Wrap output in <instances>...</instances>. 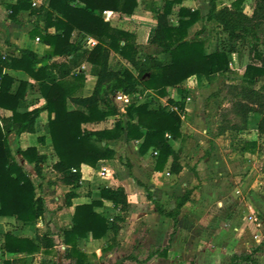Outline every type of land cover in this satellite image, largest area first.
<instances>
[{
    "label": "trees",
    "instance_id": "1",
    "mask_svg": "<svg viewBox=\"0 0 264 264\" xmlns=\"http://www.w3.org/2000/svg\"><path fill=\"white\" fill-rule=\"evenodd\" d=\"M15 1L10 8V17L16 20L21 11L36 15L38 19L32 36L40 38L51 48V52L41 59L27 49H19L18 57L0 56V108L12 112L10 117L0 116V217H12L24 226H34L44 218L45 198L38 194V187L26 165H34L36 175L45 179L43 166L48 163V156L40 154L35 147L22 149L18 143L24 133H35L37 119L43 111H47L49 134L58 158L52 169L59 174L61 183L72 189L66 194V206L73 208L72 225L63 230L66 245L64 259L72 264H90L88 254L79 247L80 240L89 234L94 239H101L108 232L117 236L120 224L125 221L121 215H116L111 221L96 213L94 206L98 203L73 206V199L77 196L74 191L82 184L83 164L96 167L102 161L117 159L114 145L125 140L139 142L142 154L150 149L158 151L155 158L157 171L163 170L169 157H173L171 172L179 173L181 170L178 164L180 154L170 146L169 138L178 140L183 137L181 113L185 111V102L168 100L178 111L166 106L155 108L150 102L134 103L127 105L122 115L115 102L118 93L135 95L141 90H150L158 97H165L169 88L179 87L193 76H203L208 83L220 77L227 79L231 74L230 54L239 46H246L250 62L240 82L229 89L232 94L231 108L223 116L219 133L247 130L250 115L257 113L260 115L257 130L260 135L264 134V0H255L252 16L243 12L246 0H236L230 7L222 9H218L219 0H210V11L205 21L215 24L217 34L227 38L211 52H207L206 41L200 37L205 27L193 37L189 34V29L202 19L199 12L181 7L179 24L170 23L173 8L187 0H165L164 4L153 0H50L48 6L36 8L33 0ZM140 5L152 11L157 22L146 51L138 45L134 33L113 27L103 17L106 11L130 17ZM41 22L44 26L40 25ZM53 28L56 33L50 34L49 29ZM89 37L98 41L90 50L86 49ZM112 53L132 66L133 71L129 68L114 70L110 66ZM160 54L169 55L170 61L159 60ZM85 62L92 64L97 77L93 94L86 98L77 96L85 82L84 74L68 80L73 70ZM5 70L22 71L34 79L46 101L45 106L19 112L28 82H22L18 92L12 94L14 78ZM48 73L56 75V78L51 79ZM70 102L85 110H70ZM115 115H122V118L112 129L89 131L82 127ZM231 116L234 118L230 119ZM11 136L16 143L15 151ZM39 141L44 140L39 138ZM73 169L77 172L74 173ZM101 195L111 201L117 211L123 214L129 211L130 204L124 188H103ZM188 198L189 193L174 211L166 213L161 208L159 211L174 218L177 224V216ZM1 240L4 241V264H34L36 255L51 256L57 249L49 234H36L32 239L7 232L0 235ZM262 247L264 240L250 253L233 255L231 264H258L256 254ZM166 251L161 255L165 256Z\"/></svg>",
    "mask_w": 264,
    "mask_h": 264
},
{
    "label": "crops",
    "instance_id": "2",
    "mask_svg": "<svg viewBox=\"0 0 264 264\" xmlns=\"http://www.w3.org/2000/svg\"><path fill=\"white\" fill-rule=\"evenodd\" d=\"M33 1L37 2V6H34L35 8L48 6L50 2V0ZM235 1L236 0H219L217 3L218 9L230 7ZM248 1L250 0H246L244 3L245 8L243 7V12L248 16H252L255 0H253V5H251L253 8H247L246 3L249 4ZM156 2L164 4L165 0H157ZM15 3V0H0V56L4 58L18 57L19 49H27L36 53L38 58L41 59L51 52V48L43 44L41 40L39 42L36 41L37 38L32 36L38 18L36 15H31L30 11H21L17 15L16 20H14L10 17L12 13L10 8ZM181 7L199 12L202 18L189 29L190 36H195L198 32L203 30L204 27L205 30L209 27L212 28L209 32L206 31V34L203 33L200 35V37L206 41L207 52H211L207 48L209 41H211V31L217 32L218 29L215 24H208L205 21L210 11V0H187L184 1L182 5H177L173 8V12L169 17L172 25L177 26L179 24L178 14ZM106 12L112 13L109 21L105 19V15L103 16L106 22L110 23L115 28L134 33L137 37V43L141 47L150 46L157 26L156 18L152 11L140 5V7L136 9L134 15L130 17H123L120 13L113 11ZM40 25L44 26L42 22ZM49 33L55 34L56 31L54 28L49 29ZM75 36L76 33H74V37ZM219 43L217 42L215 47ZM242 48L239 46V49L233 51L229 56L231 74L227 79L220 77L213 83H208L203 76H193L184 81L179 87L169 88L167 90L168 94L165 97H158L150 90H141L138 92L141 95V100L136 105L147 103L146 98H149V96H154V98H156L157 102H159L158 107L166 106L171 109L172 105L168 102L170 98L175 102H185V111L181 113V132L183 133L184 140L183 138L178 140L169 138L170 146L180 154L178 164L181 170L179 173L171 172L173 157H169L162 171H157V160L155 159L156 156L153 154V149L142 154L139 149V142H126L125 140L119 141L114 145L118 154L117 159L102 161L96 167H90L85 164L81 166L82 184L81 187L74 191L77 196L73 199V206L98 203L94 206V211L96 213L111 221L116 215H121L125 218V221L120 224L121 229L117 236L108 232L105 237L94 239L92 235L89 234L85 239L80 240L79 247L88 254L90 264H231V257L233 255L250 253L261 245L264 240V220L256 223L253 218L254 212H250L243 206L241 197L243 188L245 189V184L235 182L236 187L232 192H230V189H228L226 185L220 186L219 184H212V182H204L201 187L197 188V184L189 183L191 178H188V173H191L188 172L187 166L185 165L186 152L190 149L192 143L196 142L194 138L195 130H193V128L202 125L199 119H196L197 115H201V119L203 120L200 121H203L205 127L203 132L205 135H200L201 141H211L209 138L210 129L214 125L213 122H210L212 118L206 115L210 113L212 107L210 106L208 109H205V106L202 105V109L197 111L194 105V93L199 92L200 89L205 87H211L212 89L216 86L215 84L218 83V81L227 85L219 86V91L229 93V89L232 86L231 82H235L234 84L240 82V78L250 62L249 50L246 54L247 56L244 57L242 52L245 51ZM158 59L163 62L170 61V57L167 54L158 55ZM110 66L117 71H122L126 68L133 71L132 66L125 63L115 53L111 54ZM5 73L14 78V84L11 89L12 94L18 92L22 82H28L24 103L18 109L19 112H26L45 106L46 101L41 95L39 84L34 79L30 78L22 71L5 70ZM79 74H84L85 82L82 89L78 91L77 96L85 98L90 97L97 83V77L93 73L92 64L89 62L83 63L73 70L68 80H72V76ZM48 76L51 79L56 78V75H51L50 73H48ZM237 79V82L234 81ZM229 85L230 87L228 89L227 87ZM182 91L186 93L185 100ZM215 96L218 95L215 94ZM228 103L229 101L225 103L226 105H223L224 110L222 119H220V123L217 124L219 126L213 139L215 151H223L231 143L230 139L228 140L225 138L228 136V132L231 131H227L224 134L219 133V127L224 120L223 116L231 108V104L229 106ZM118 107L121 114L124 115L125 112H122L119 105ZM69 109L77 111L85 110L83 107L71 102L69 103ZM122 115L110 116L100 123H86L82 127L89 131L112 129L122 118ZM0 116L7 118L12 116V112L0 108ZM258 116L260 115L258 114ZM233 118V116L230 117V119ZM35 128V133H24L20 137L19 141L23 139L30 140L29 145L21 146L20 148L27 149L35 147L40 154L47 155L48 163L43 166L44 174L46 171H50L51 174L53 173L59 178V174L52 169L53 164L58 161V158L54 152L49 134V114L47 111L41 113L40 117L37 119ZM247 130L237 134H240L242 137V134L246 133V137L243 138L244 142L257 144L260 138L257 127L250 130L253 136L248 134L249 130ZM39 138H43L44 141L40 142ZM250 153L253 152L246 151L247 155H250ZM251 156H253V154H251ZM128 160L133 164L132 170L134 174L131 172L127 173L126 169H122L121 163H127ZM27 167H33L32 170H27L31 173V179L38 187L37 190H39L41 185H37L33 177L37 179L41 178L36 175L34 165H26V168ZM104 168L108 173L102 176L100 172ZM230 168L228 167L227 170H230ZM51 185H53L55 191V185ZM62 186L65 192L63 198H46L43 195L45 198L46 213L44 218L34 225L38 229L35 228L34 235H21L20 237L34 239L36 234H49L53 237L57 244V249L60 251L61 263L72 264L69 260L64 259L66 245L63 235V230L70 228L72 225L73 208H68L66 206V194L71 192L72 189L63 184ZM118 187L124 188L128 196L130 209L125 214L117 211L113 203L102 198L101 195V190L103 188ZM255 188L256 184L252 185L249 189L253 190ZM194 189H196V191L193 193L192 190ZM188 193L189 198L181 207L177 216V224L174 218L167 217L160 213L159 208L166 213L176 210L180 201ZM38 194L40 195L41 193L38 191ZM190 201L192 203L191 205H194V207L188 208L186 213H182V209L188 207ZM204 206L205 210H207L204 211V213L199 212V209ZM257 209L259 208L257 207ZM51 214L58 216L59 222L62 221L60 224L61 228L47 229ZM246 216L248 217L246 218ZM8 220H14L22 224L12 217H0V235L13 232L12 230L4 229L5 226H3V224ZM199 221H201V224ZM246 222H248V224H245ZM3 243L4 241L1 240L0 257L2 260L0 259V264H4V256L2 253ZM164 250H167V254L162 256L161 254ZM256 259L258 264H264V247L256 254ZM33 260L34 264H53L50 262V256L41 254L36 255Z\"/></svg>",
    "mask_w": 264,
    "mask_h": 264
},
{
    "label": "rangeland",
    "instance_id": "3",
    "mask_svg": "<svg viewBox=\"0 0 264 264\" xmlns=\"http://www.w3.org/2000/svg\"><path fill=\"white\" fill-rule=\"evenodd\" d=\"M248 2L249 4L246 3L247 8H253V6H251L253 5V0H250ZM210 30H212V28L209 27L203 33L206 34V31L209 32ZM211 32H212L210 36L211 41H209V44L207 45L208 46L207 48L209 51H212L215 49V45L217 44V42L218 43L223 42V40L227 39L226 36L223 34L222 35L217 34L216 31H211ZM146 48L147 47H142L144 51L147 50ZM242 49L245 51V52H242V54L244 57H246L248 48L244 46ZM234 81L237 82L238 79ZM234 83L231 82L232 85ZM215 85L216 86L212 89L211 87H208V88L205 87V88L200 89L199 92L194 93V97H195L194 105L196 106L197 111L199 109H202V105L205 106V109H208L210 106L212 107L210 109V113L206 115L212 118L210 122H213L214 125L210 129L209 138L211 141H201L202 139L200 135H203V136L205 135L203 133L205 130V127H204L203 121H200V120H203L201 119V115L200 114L197 115L196 119L197 120L199 119V122H201L202 125L197 128H193V130H195L194 138L196 139V142L192 143L190 149L187 150L186 155L184 154L185 155V165L187 166L188 172L191 173V174L188 173V178L189 179L191 178L190 179L191 181H189V183L197 184L196 185L197 188L201 187L202 183L204 182H209V183L212 182V184H219L220 186L226 185V187L230 189V192H232V190L236 187L235 182H240L241 184H245L244 185L245 189L243 188V191H242L243 194L241 197L243 206H245V208H247L250 212L252 211L254 212L253 214L254 221L258 223L264 220V215H263L264 213L263 211L264 210V134L260 135L259 141L257 142L256 145H252L253 143L244 142L243 138L246 137L247 135L246 133L242 134V137H241L240 134L228 132L229 134L225 138L228 140L229 139L231 140L230 145H228L227 148H225V150L223 151L221 150L215 151L213 139L217 133V128L219 126L217 124H219L220 119H222V114L224 110L223 105L229 101L228 105L230 106L231 99H232V94L230 92L226 93V92L219 91L220 89L219 86H227L225 83H221L220 81H218V83H216ZM229 87L230 85L227 88L229 89ZM215 94L218 96H215ZM146 100L147 102H150L155 107L159 106V102H157L154 96L153 97L149 96V98L147 97ZM259 118L260 116H258L257 113H253L250 116V123H249V128H248L249 131L248 130L247 131L249 132L248 134H250L251 136L253 135H252V132H250V130L257 127ZM234 121L236 120L234 119ZM186 136H189V135H186ZM182 138L184 140V136ZM11 142H12L13 150L15 151L16 143L14 141V136L11 137ZM18 144H19V147L27 146L30 144V140L23 139V140H20ZM246 151L247 152L252 151L253 153H250V155H247ZM251 154H253V156H251ZM121 166L123 170L126 169L127 173H130V172L133 173V170H132L133 164L129 160L127 161V163H121ZM228 167L230 168V170H227ZM32 168L33 167H27L28 170H32ZM45 175H46V178L43 180L33 177L36 184L41 185L38 191L42 195H44L46 198L47 197L49 198L62 197L63 198V196L65 195V192H64V189L62 188L63 186L60 183L59 178L55 176L53 173L51 174L50 171H46ZM235 177H238V178H235ZM51 184L55 185L56 187L55 191L53 189V185ZM254 184H256V188L253 190H250L249 188ZM196 189L192 190V192L194 193ZM191 204L192 203L190 201L188 207H186L185 209L183 208L181 212L186 213L188 208L189 209L193 208L194 205H191ZM257 207L259 209H257ZM168 209H169V205H168ZM206 210L204 206L203 208L199 209V212L204 213V211ZM247 217L248 216H246V218ZM58 219H59L58 216H56L55 214L53 215L51 214V217L47 224L48 228L47 227L46 228L47 229L61 228L60 224L62 223V221L59 222ZM199 223L201 224V221H199ZM245 224H248V222H246ZM3 226H5L4 228L5 230L7 229L12 230L15 234L19 236L21 235L22 236H25V235L33 236L35 233V228H36L35 226L25 227L22 224L15 222L14 220H8L7 222L3 224ZM50 258H51L50 262L53 264H63L61 263V260H60L59 249H56L54 254L50 256ZM174 264H177V263H174Z\"/></svg>",
    "mask_w": 264,
    "mask_h": 264
},
{
    "label": "built area",
    "instance_id": "4",
    "mask_svg": "<svg viewBox=\"0 0 264 264\" xmlns=\"http://www.w3.org/2000/svg\"><path fill=\"white\" fill-rule=\"evenodd\" d=\"M33 6H37L36 1H33ZM104 15H105V19L107 21H109L111 16H112V13L104 12ZM36 41L39 42L40 38H37ZM97 44H98V41L96 39L88 38L86 40V48H88V49L95 47ZM140 100H141V95L139 93H137L135 95H125L123 93H118L115 97V102L120 106L122 112H126L125 108L127 105L134 104V103L138 104V102H140ZM171 110L178 111V108L175 106H172ZM153 154L155 156H158V151H154ZM72 171L74 173L77 172V170H75V169H73ZM107 173H108L107 170L104 168L101 170L100 175L105 176ZM0 252H1V248H0ZM0 259H1V257H0Z\"/></svg>",
    "mask_w": 264,
    "mask_h": 264
}]
</instances>
